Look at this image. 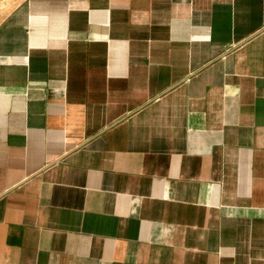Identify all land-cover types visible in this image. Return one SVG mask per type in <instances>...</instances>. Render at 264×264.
I'll list each match as a JSON object with an SVG mask.
<instances>
[{
    "label": "crops",
    "instance_id": "1",
    "mask_svg": "<svg viewBox=\"0 0 264 264\" xmlns=\"http://www.w3.org/2000/svg\"><path fill=\"white\" fill-rule=\"evenodd\" d=\"M0 264H264V0H0Z\"/></svg>",
    "mask_w": 264,
    "mask_h": 264
}]
</instances>
